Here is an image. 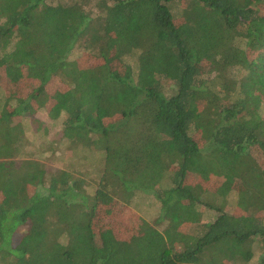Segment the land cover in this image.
<instances>
[{
  "label": "trees",
  "instance_id": "obj_1",
  "mask_svg": "<svg viewBox=\"0 0 264 264\" xmlns=\"http://www.w3.org/2000/svg\"><path fill=\"white\" fill-rule=\"evenodd\" d=\"M2 87L0 264H264V0H0Z\"/></svg>",
  "mask_w": 264,
  "mask_h": 264
},
{
  "label": "rangeland",
  "instance_id": "obj_2",
  "mask_svg": "<svg viewBox=\"0 0 264 264\" xmlns=\"http://www.w3.org/2000/svg\"><path fill=\"white\" fill-rule=\"evenodd\" d=\"M62 1H64V0H62ZM84 54H86L85 50H83V49L76 50L73 52L71 58L72 59L83 58L86 56ZM85 63L87 64V66H93L94 65V61L92 58H87V61ZM59 86H60L59 81H53L50 84V89L51 88L56 89ZM22 87H23V89L27 90L29 88H32L33 85L31 83L26 82V83L22 84ZM6 91L7 90L4 87H2L0 89L1 94H5ZM51 92H54V91H51ZM25 93L26 92H23V94H25ZM24 123L26 125V140H27V147L25 148L26 153L28 155H30V153H32L34 155H38V154L40 155L41 153H44L43 157L41 158L42 163L50 171L55 170V169L68 168L69 162H73V161H71V157H70V155H72L71 153H73V149L71 147H69L68 145H63L62 147H60L57 144L55 146H51L50 148H48L44 152L43 151L41 152L39 149V147L41 146V144L43 142H49L50 143L53 140L60 141V140H58L60 137L61 131H62V127L60 126V124H57V123L51 121L48 114L43 112V111L37 113L34 117L27 116L25 118ZM58 123H61V122H58ZM37 128H41V130H40L39 134L36 135V132L34 130H36ZM41 137H42V139H41ZM151 200L152 199L148 198V199H144L143 201H141L139 204L140 211L137 210V213L140 214V216H142V218H144L147 221H148V218L145 216V213L147 211L146 204H150ZM236 200H237L236 194L232 193L229 197V200H228L229 206L234 207L236 204ZM207 213H209L211 220L215 219L217 216V213H215L214 211H211V212L207 211ZM206 219H207V217H206ZM130 225H131V223L128 224V226H130ZM96 226L98 227V223L96 224Z\"/></svg>",
  "mask_w": 264,
  "mask_h": 264
}]
</instances>
